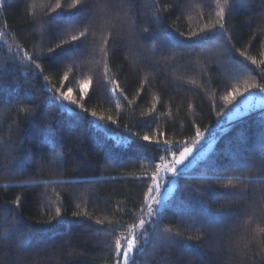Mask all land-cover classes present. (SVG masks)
<instances>
[{
	"label": "trees",
	"instance_id": "trees-1",
	"mask_svg": "<svg viewBox=\"0 0 264 264\" xmlns=\"http://www.w3.org/2000/svg\"><path fill=\"white\" fill-rule=\"evenodd\" d=\"M74 3L0 0V264L23 254L18 241L32 245L27 255L34 264H111L109 241L114 249L117 237L132 235L140 241L142 254H134L139 264L178 258L181 264H264V207L258 202L264 185L237 180L264 177V108L220 124L256 91L245 88L264 84V0L231 4L226 34L233 52L258 62L244 61L248 71L240 75L218 39L200 46L194 37L188 40L215 23L223 7L218 0H89L79 11L70 7ZM121 3V19L114 20ZM154 7L161 10L159 25ZM85 23L91 25L88 43L75 63L47 59L48 48L60 42L58 32L67 39ZM105 36L107 57L99 51ZM171 36L185 45L174 46ZM25 54L41 55V68ZM236 58L244 60L238 53ZM65 72L75 105L61 96ZM86 78L91 84L80 100ZM112 79L122 94L110 104L111 93L103 88ZM237 87L242 95L235 101L222 99ZM197 128L203 136L217 134L213 147L178 174L151 224L132 233L130 227L145 219L143 193L155 165L161 157L170 161L182 143L191 144ZM128 130L154 141L129 140ZM241 192L248 195L231 194ZM117 222L122 227L113 232L97 231ZM166 228L181 233L172 244L156 235Z\"/></svg>",
	"mask_w": 264,
	"mask_h": 264
},
{
	"label": "snow or ice",
	"instance_id": "snow-or-ice-1",
	"mask_svg": "<svg viewBox=\"0 0 264 264\" xmlns=\"http://www.w3.org/2000/svg\"><path fill=\"white\" fill-rule=\"evenodd\" d=\"M218 2H222L223 7H220L216 11V21L212 26L201 28L199 33H192L191 37L188 38V40H192V38H195V44L197 46L207 44L210 41H213V38L218 39L220 42H222L225 46V50L227 52V57L226 59L232 60L235 64L238 65L235 74L240 75L246 71H248L247 64L244 61H251L252 64L256 65L257 59L256 57L253 56H247L245 52L240 51L239 49H236L235 52H233V49L230 45V40L231 37L226 34L227 29H226V24L228 17L230 16L231 13V4L233 0H218ZM88 3L89 0H75V3L70 5L72 8H77V11L80 9H86L88 8ZM60 5L57 4V8H59ZM117 9V14L113 18L114 20H119L121 19L120 13L124 10L125 5L123 3L119 5H115ZM160 9L158 7H154V12H155V21L159 25L161 21V16H160ZM124 16H127V13H124ZM87 19V18H86ZM75 26L79 27L80 26V21L75 22ZM91 25L88 23H85L83 25L84 30L79 31L78 34L73 33L71 34L67 39L62 38L61 33H57L58 37H60V42L55 44L54 47H49L48 48V56L47 59L52 61L53 63L57 62H62L65 59L75 61L80 58V49L84 46L87 45L88 43V35H89V29ZM145 32L148 31L147 28L144 29ZM181 36L184 34L181 33ZM171 40L174 46H184L185 41L180 40L175 36H171ZM94 43V41H93ZM108 45H109V37L105 36L103 39V42L101 44V47L99 51L103 53L104 57H107L109 55L108 52ZM236 53L239 54L240 57H244V60H238L236 58ZM35 58H30L28 57L27 54H25V59L29 60L30 64H35V69H40L41 65L39 63H36V60L42 59L41 55H35ZM260 65H264V59H261L259 61ZM105 68H107V64H105ZM35 69L33 70L37 78L39 77L40 73L35 72ZM105 78H107V71L105 72ZM47 79V77H45ZM67 81V83H64ZM62 83H64V87L67 88V91H62L61 96L63 97V100L71 102V104L75 105L78 103V101L73 97L72 95V89L68 88V83H72V81L68 77V73H64V77L62 80ZM91 84L90 79H84L80 83V100L85 99V95L87 93V90L89 88V85ZM110 86V87H109ZM250 89H254L258 91L259 93H264V84L262 85H257L255 83L250 84L248 88H245L244 91H249ZM103 90L105 92H110L111 95L109 96L108 103L111 104L112 99L116 97L118 94L121 93L120 85L117 83L115 79L108 80V83L104 86ZM139 95V93H137ZM242 95L240 89L234 88L230 91H228L227 95L223 96L222 99L224 101H227L229 104H231L233 101L236 100V97ZM264 99V97H262ZM131 103V102H129ZM119 107V104L116 105ZM20 111L23 112H29L28 109H20ZM31 112H35V109H32ZM92 117L96 118L97 114L95 112L91 113ZM98 119L103 120L104 117L100 116ZM108 120L112 121L113 124L116 123L115 120L112 119L111 116L107 117ZM147 123V122H146ZM163 133H161V136ZM204 135L198 128L196 129V134L195 138L193 140V143H199L200 138ZM139 136L140 141H146V142H153L154 138L150 137L148 134L140 135L138 132H134L131 130H128L127 132V137L129 140L135 141V139ZM156 143H159V141H155ZM165 144H168L169 142L167 140L164 141ZM143 146V145H142ZM182 150L180 148H177L176 151L179 152V155L177 156L175 152L172 153V159L170 161L165 162V157H161L160 160L161 162L159 164L155 165V171L152 173L151 180L152 182L147 185V190L143 193V201H142V209L147 208V215L150 217L156 216L157 215V210L153 205H160L162 203V200L160 198V185L163 181V173L164 172H171L173 175L177 174L179 169L177 168L178 165H181L187 157L193 152V148L189 146L187 143H182L180 145ZM167 151V149H165ZM261 159H264V152L261 153ZM239 183L247 185L249 183H255V184H261L264 185V177H239L237 178ZM62 182V181H60ZM232 195H242V196H247V192H241V193H231ZM258 196H259V203L262 207H264V188H261L258 191ZM17 202L20 201V198L17 197ZM81 213H73V216H79ZM55 218H57V222L63 221V216L61 214L60 208H56L55 211ZM96 224H102L103 221L101 220H96ZM155 223L153 222V231H156L155 229ZM117 227H122L118 222L113 225L112 227H109L107 229H97V231H105V232H113L115 228ZM145 227V219L140 218L138 220V223H134L129 231L132 233H135V230L137 229H144ZM86 228L91 231V225H86ZM261 231H264L262 229ZM181 233L177 232L175 234L172 233V230L170 228L164 229L162 232H156V235L158 237V240L162 243H168L172 244L174 243L173 236H179ZM190 239L192 237H189ZM196 239H200V237H196ZM126 240V243H125ZM20 244V250L23 253L20 256L17 257H10L8 259V264H34V261L29 258L27 253L29 252L30 243L26 241H18ZM112 241H109L108 243V248L110 249L108 259L111 261V264H139L138 261L134 259V254L136 252H141L142 250L138 248L137 243H136V236L132 235L129 237L121 238L117 237L114 240L115 247L114 249L112 248ZM239 249V246H237ZM246 248L247 244H245L244 248L239 249V254L244 256L246 255ZM163 264H181L180 259L178 258L177 260L173 261L171 259H166Z\"/></svg>",
	"mask_w": 264,
	"mask_h": 264
},
{
	"label": "rangeland",
	"instance_id": "rangeland-1",
	"mask_svg": "<svg viewBox=\"0 0 264 264\" xmlns=\"http://www.w3.org/2000/svg\"><path fill=\"white\" fill-rule=\"evenodd\" d=\"M262 97H264V93H259L258 91L250 92L246 94L231 112L224 115L220 124L222 125V124L233 122L251 112L263 109L264 99H262ZM216 138H217V134H209L206 136H202L200 138L199 143L192 142L191 144H189V146L193 148V152L189 155V157L185 159V161L181 165L177 166V168L179 169L178 173L175 175H173L171 172L163 173V181L160 185V198L162 200V203L173 192L176 186L178 174L189 169L197 161L202 159L209 152V150L213 147L216 141ZM178 155L179 153L177 154V156ZM162 203L158 206L153 205V207H155L156 210L158 211ZM153 217L148 216L146 213L145 225L151 224V219ZM143 240H145V237L142 238V241ZM136 243H137L138 248L140 249V241L136 239Z\"/></svg>",
	"mask_w": 264,
	"mask_h": 264
}]
</instances>
